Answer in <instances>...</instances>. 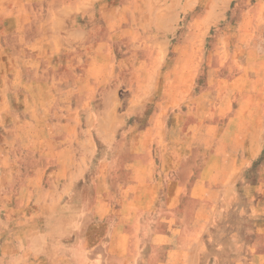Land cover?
Instances as JSON below:
<instances>
[{
  "label": "crops",
  "instance_id": "1",
  "mask_svg": "<svg viewBox=\"0 0 264 264\" xmlns=\"http://www.w3.org/2000/svg\"><path fill=\"white\" fill-rule=\"evenodd\" d=\"M51 2L0 0V264H264V0Z\"/></svg>",
  "mask_w": 264,
  "mask_h": 264
},
{
  "label": "rangeland",
  "instance_id": "2",
  "mask_svg": "<svg viewBox=\"0 0 264 264\" xmlns=\"http://www.w3.org/2000/svg\"><path fill=\"white\" fill-rule=\"evenodd\" d=\"M52 0H46V2H48L49 4H51L52 2H51ZM58 1V0H57ZM100 1L101 0H59V2H60V4H61V6H64V7H68V6H77L78 7V10H84V11H90L91 10V8L93 7V8H96L97 6H98V4L100 3ZM95 6V7H94ZM82 14V13H81ZM158 16H160V17H162V19L164 18V14L162 13V14H158ZM114 18V21H116V18H115V14H111V16H110V18ZM129 64V66H128V68H129V70H130V74H131V70H132V62H130V63H128ZM5 77H2V79H4ZM130 77H128L127 79H129ZM107 79V78H106ZM108 79H110V77H108ZM143 79V78H142ZM149 79L150 78H147L146 79V85L147 86H149V84H148V82H149ZM153 81H154V79H153ZM154 83V82H153ZM152 83V84H153ZM155 84V83H154ZM32 89L30 88V90L29 91H31ZM33 92V91H32ZM127 93V92H126ZM149 92H146V93H143V94H141V99H145L146 97H148L149 96ZM6 95H8V94H6V93H0V98H4ZM9 95H12V94H9ZM126 95H128V94H126ZM13 96H14V94H13ZM15 97L17 98L18 96H16L15 95ZM24 97H26L25 96V93H23V98L22 97H18L17 99L19 100V101H21V100H24L25 101V99L27 100V98H24ZM29 98H32V99H35V93L34 94H32V93H30L29 94V96H28ZM21 98V99H20ZM0 113H1V105H0ZM1 115V114H0ZM0 128H2V126H0ZM1 130V129H0Z\"/></svg>",
  "mask_w": 264,
  "mask_h": 264
},
{
  "label": "bare ground",
  "instance_id": "3",
  "mask_svg": "<svg viewBox=\"0 0 264 264\" xmlns=\"http://www.w3.org/2000/svg\"><path fill=\"white\" fill-rule=\"evenodd\" d=\"M145 31V30H144ZM107 81V80H106ZM78 111V110H77ZM254 134V133H253ZM255 137H257V135L255 136ZM255 137L254 136H252V140H254L255 139ZM249 141H250V138H249ZM251 142V141H250ZM216 199V198H215ZM179 249V248H178Z\"/></svg>",
  "mask_w": 264,
  "mask_h": 264
}]
</instances>
